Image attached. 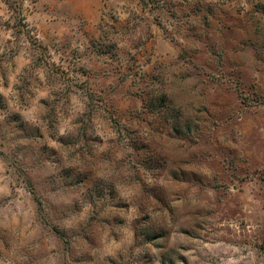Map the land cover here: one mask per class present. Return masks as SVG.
I'll list each match as a JSON object with an SVG mask.
<instances>
[{
	"label": "clouds",
	"instance_id": "1",
	"mask_svg": "<svg viewBox=\"0 0 264 264\" xmlns=\"http://www.w3.org/2000/svg\"><path fill=\"white\" fill-rule=\"evenodd\" d=\"M0 264H264V0H0Z\"/></svg>",
	"mask_w": 264,
	"mask_h": 264
}]
</instances>
